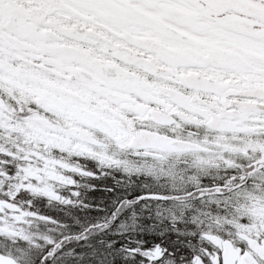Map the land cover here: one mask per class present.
<instances>
[{"label": "snow or ice", "instance_id": "snow-or-ice-1", "mask_svg": "<svg viewBox=\"0 0 264 264\" xmlns=\"http://www.w3.org/2000/svg\"><path fill=\"white\" fill-rule=\"evenodd\" d=\"M0 264H264V0H0Z\"/></svg>", "mask_w": 264, "mask_h": 264}]
</instances>
